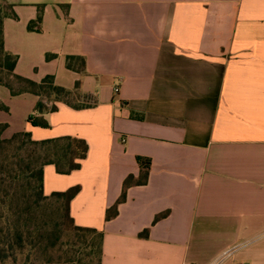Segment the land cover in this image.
Masks as SVG:
<instances>
[{
    "label": "crops",
    "instance_id": "obj_1",
    "mask_svg": "<svg viewBox=\"0 0 264 264\" xmlns=\"http://www.w3.org/2000/svg\"><path fill=\"white\" fill-rule=\"evenodd\" d=\"M7 1L16 73L79 82L92 106L58 102L32 125L38 97L0 86L2 137L86 140L80 169L45 165L44 192L80 186L70 215L104 233L101 264H264V0ZM137 156L151 159L148 181L107 219Z\"/></svg>",
    "mask_w": 264,
    "mask_h": 264
},
{
    "label": "trees",
    "instance_id": "obj_2",
    "mask_svg": "<svg viewBox=\"0 0 264 264\" xmlns=\"http://www.w3.org/2000/svg\"><path fill=\"white\" fill-rule=\"evenodd\" d=\"M14 6L7 0H0V86L8 88L13 96L31 93L38 97L35 110L28 119L32 125L48 126L41 115L56 111L58 102L74 108L92 106L72 101V98H81L77 91L79 82L76 90L71 91L58 85L54 75H46L37 82L16 73L19 57L5 49L4 40L5 18H18ZM42 12L41 6L36 21L28 24L29 30H35V23L41 20ZM55 57L56 54H46L47 60ZM75 60L79 61V65L74 63ZM67 66L81 71L84 58L67 56ZM0 110L9 111L1 99ZM7 126V123H0V264H20L23 256V264L33 260H37L38 264H63V254L69 255L67 262L101 264L104 233L95 228L76 225L70 215V202L79 193L80 186L50 195L44 192L45 165H55L57 172L62 174L80 169L81 161L89 151L86 140L71 136L35 140L28 130L4 138L2 134ZM136 159L141 172L138 177L129 175L125 179L120 198L107 210V219L117 215L118 205L125 201L127 189L131 185H142L148 181L151 159L144 156H137ZM53 204H56L58 211H65L70 225L62 228L58 222L48 228L47 224L39 221L38 211ZM147 233L146 230L141 235L146 236ZM72 248L74 253L71 252Z\"/></svg>",
    "mask_w": 264,
    "mask_h": 264
},
{
    "label": "rangeland",
    "instance_id": "obj_3",
    "mask_svg": "<svg viewBox=\"0 0 264 264\" xmlns=\"http://www.w3.org/2000/svg\"><path fill=\"white\" fill-rule=\"evenodd\" d=\"M72 101H75L77 104H89L88 101H77L76 98H72ZM40 213L39 217V221H42V223L44 222L45 224H47L46 226L48 228H51L55 225V223H60L62 228H65L66 225H70V222L67 219V216L65 215V211L64 210H57L56 204L53 205H49L47 207H44L43 210H39L38 211ZM72 237V236H71ZM71 252L74 253L73 248L71 249ZM72 254H70L71 256ZM68 254H63V264H78V262H67V258H68ZM75 258H77V254L74 255ZM85 257V256H84ZM24 258V256H23ZM22 258L20 264H23L24 259ZM89 261V259H88ZM39 262L37 260H33L32 262H30L29 264H38ZM91 264H94L91 263Z\"/></svg>",
    "mask_w": 264,
    "mask_h": 264
},
{
    "label": "built area",
    "instance_id": "obj_4",
    "mask_svg": "<svg viewBox=\"0 0 264 264\" xmlns=\"http://www.w3.org/2000/svg\"><path fill=\"white\" fill-rule=\"evenodd\" d=\"M115 91H116V92H118V91H119V89H118V88H116V89H115Z\"/></svg>",
    "mask_w": 264,
    "mask_h": 264
}]
</instances>
